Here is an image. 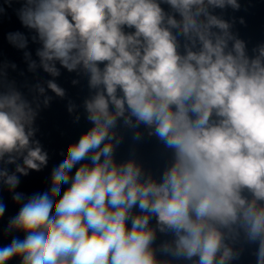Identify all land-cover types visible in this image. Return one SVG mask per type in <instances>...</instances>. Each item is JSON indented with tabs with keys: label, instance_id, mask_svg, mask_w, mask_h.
<instances>
[{
	"label": "clouds",
	"instance_id": "1",
	"mask_svg": "<svg viewBox=\"0 0 264 264\" xmlns=\"http://www.w3.org/2000/svg\"><path fill=\"white\" fill-rule=\"evenodd\" d=\"M16 2L44 71L82 68L94 95L85 100L92 127L68 145L50 188L25 197L19 175L40 171L48 154L32 139L30 102L0 91V165H15L0 166V183L18 205L4 235L23 237L0 243V264H171L157 258V231L171 236L159 253L177 261L231 264L241 252L226 241L242 235L264 264V46L247 55L214 12L239 9L237 0ZM8 39L27 43L19 32ZM119 118L172 150L159 180L114 159ZM6 209L0 197V219Z\"/></svg>",
	"mask_w": 264,
	"mask_h": 264
}]
</instances>
